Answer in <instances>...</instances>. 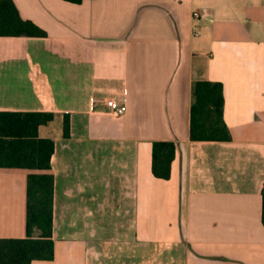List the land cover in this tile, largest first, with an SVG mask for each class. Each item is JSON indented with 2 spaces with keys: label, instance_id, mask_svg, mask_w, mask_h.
Masks as SVG:
<instances>
[{
  "label": "crops",
  "instance_id": "crops-1",
  "mask_svg": "<svg viewBox=\"0 0 264 264\" xmlns=\"http://www.w3.org/2000/svg\"><path fill=\"white\" fill-rule=\"evenodd\" d=\"M12 1L46 36L0 37V112L56 118L49 170L0 168V241L48 173L54 257L30 264H264V0ZM196 80L222 84L229 141L190 140ZM155 141L176 144L167 180Z\"/></svg>",
  "mask_w": 264,
  "mask_h": 264
},
{
  "label": "trees",
  "instance_id": "trees-1",
  "mask_svg": "<svg viewBox=\"0 0 264 264\" xmlns=\"http://www.w3.org/2000/svg\"><path fill=\"white\" fill-rule=\"evenodd\" d=\"M80 4L84 0H63ZM45 37L46 33L20 17L12 0H0V37ZM189 137L191 141H229L223 120L224 96L221 83L196 80L191 88ZM56 118L50 112H0V168L47 171L51 166L54 142L42 137L41 129ZM62 136H69V117L62 115ZM176 153L171 141L152 143L151 171L167 180ZM26 237L0 241V264H30L52 260L53 177L33 173L27 178ZM261 221L264 226V185L261 189Z\"/></svg>",
  "mask_w": 264,
  "mask_h": 264
},
{
  "label": "built area",
  "instance_id": "built-area-1",
  "mask_svg": "<svg viewBox=\"0 0 264 264\" xmlns=\"http://www.w3.org/2000/svg\"><path fill=\"white\" fill-rule=\"evenodd\" d=\"M192 16L194 19H198L201 17V13H199L198 11H194ZM106 105L109 108L110 112L116 117H120L126 112V106L120 100L108 99L106 101Z\"/></svg>",
  "mask_w": 264,
  "mask_h": 264
}]
</instances>
